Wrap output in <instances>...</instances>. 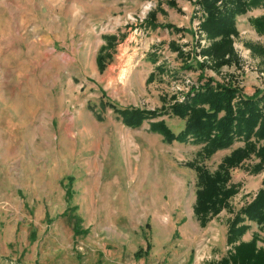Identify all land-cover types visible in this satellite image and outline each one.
Returning <instances> with one entry per match:
<instances>
[{"label": "rangeland", "instance_id": "1", "mask_svg": "<svg viewBox=\"0 0 264 264\" xmlns=\"http://www.w3.org/2000/svg\"><path fill=\"white\" fill-rule=\"evenodd\" d=\"M239 17L237 63L217 69L203 55L212 41L197 0H0V264H219L228 256L232 220L264 188V168L252 172L260 158L252 153L230 169L227 186L237 194L203 225L189 164L215 173L245 143L207 155L204 142L170 144L150 126L165 121L175 134L184 130L169 106L208 79L245 96L264 90V57L249 47H264V36L241 30ZM108 36L117 37L112 48ZM101 52L111 56L103 72ZM110 105L162 114L128 127ZM98 149L102 162L113 156L143 174L145 194L159 200H71L80 169L97 170ZM51 180L66 200L62 191L39 201L17 191L30 199L40 186L44 198ZM244 224L240 241L258 236L264 248V224Z\"/></svg>", "mask_w": 264, "mask_h": 264}, {"label": "trees", "instance_id": "2", "mask_svg": "<svg viewBox=\"0 0 264 264\" xmlns=\"http://www.w3.org/2000/svg\"><path fill=\"white\" fill-rule=\"evenodd\" d=\"M171 4L174 5L173 2ZM263 4L264 0H197V5L205 14L201 29L212 41L203 55L214 60L215 68L237 63L233 48V37L239 35L236 20ZM150 17L155 20L156 13L151 12ZM250 22L253 29L264 36V15ZM106 40L107 48H112L117 37L108 36ZM249 47L256 55L264 57V47ZM106 50L103 47L101 51ZM103 52L96 59L100 72L105 70L106 59L111 57ZM213 83L212 79H208L203 86L191 88L182 102L177 100L169 106L171 115L186 121L185 129L180 133L175 134L165 121L154 122L150 126L152 133L163 136L170 144L186 143L191 138L204 142L207 155L228 149L236 142L245 143L243 148L236 149L230 157L225 158L215 173L194 163L189 164L198 177L194 213L203 225L228 209L230 200L237 194L234 187L227 186L231 179V168L240 165L252 153L260 158V163L252 172L259 173L264 168V145L259 148L256 146L264 142V90H256L252 96H245L237 87ZM110 107L128 127H140L146 120L158 118L162 114L161 110L119 109L114 105ZM247 220L258 225L264 224V188L232 220L227 237V243L232 248L219 264H264V248L259 247L258 236L249 242L240 241L248 230V226L244 224Z\"/></svg>", "mask_w": 264, "mask_h": 264}, {"label": "crops", "instance_id": "3", "mask_svg": "<svg viewBox=\"0 0 264 264\" xmlns=\"http://www.w3.org/2000/svg\"><path fill=\"white\" fill-rule=\"evenodd\" d=\"M263 14L264 8L261 7V9L258 8L257 10L254 9L250 11L246 16L239 17V28L247 32L249 28H252L250 21L254 18L262 16ZM151 21H153L152 18ZM108 155L109 154H107L106 156ZM102 156L103 155L101 154L100 149L96 151L95 155L93 154V157L95 158V166L97 168L96 171H91L90 168H85V171L83 169H80L78 175L75 176V178H77V182L74 188L77 195H73L74 197L71 200H79V203L82 205V202H80V200H86L85 202L83 201V204H87V200H90V203H92V200H96V204H100L101 200H109L110 202L122 200V204L123 201L124 204H126L129 203L127 200H152L153 198L158 199L157 197L153 196V192L149 189L146 190L147 192L145 194L146 186H144L145 182L143 174L139 175L138 173V176L135 175V170L132 166L129 167L126 165L117 164V160L113 156H108L102 162ZM157 171L158 174H160L161 167H157ZM53 178L54 180H56L57 175H54ZM52 181L53 180L45 182L42 187L44 198H40V186L38 188L32 189L33 196L30 199L29 196H27V194L23 192L22 187H19L17 191L20 195H24L26 197L25 200L38 201L55 200L53 198L49 199V191H51V193L55 197L58 196V193H56V191H62L63 199L66 200V193L64 192V190L58 189L56 187V181ZM64 185H66L65 182ZM34 193L36 194V196H34ZM80 216L82 219H84L83 214H80ZM98 216H101L100 209H98L97 211V220ZM85 218H92L88 210L85 213Z\"/></svg>", "mask_w": 264, "mask_h": 264}, {"label": "built area", "instance_id": "4", "mask_svg": "<svg viewBox=\"0 0 264 264\" xmlns=\"http://www.w3.org/2000/svg\"><path fill=\"white\" fill-rule=\"evenodd\" d=\"M199 24H200V21L196 24L197 25V27L199 26ZM262 75H264V74H262Z\"/></svg>", "mask_w": 264, "mask_h": 264}]
</instances>
